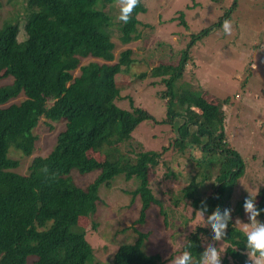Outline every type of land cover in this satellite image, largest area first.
I'll return each mask as SVG.
<instances>
[{"label":"trees","instance_id":"16d2710c","mask_svg":"<svg viewBox=\"0 0 264 264\" xmlns=\"http://www.w3.org/2000/svg\"><path fill=\"white\" fill-rule=\"evenodd\" d=\"M236 1L213 28L230 17ZM113 5L115 0H23V13L0 27V78L12 80L0 87V264H93V247L78 221L83 217L91 220L96 212L99 186H109L117 175L127 180L135 177L140 184L133 195H139L142 202L136 224H143L152 205H157L162 215L160 199L152 193L149 177L168 150L177 155L191 152L193 144L198 145L203 153L196 163L198 169L218 158L219 171L212 191L206 193V189L195 197L193 192L206 179L197 181L194 175L181 195L187 203L194 200L189 204L195 211L204 202L205 218L217 207L221 211L229 208V196L245 164L226 141L224 120L217 119L218 110L228 101L214 103L207 101L203 91L175 90L188 63L186 50L176 66L160 64L150 72L152 78H161L165 87L160 94L167 110L164 120L156 122L131 98L130 109L118 106L123 97L116 77L130 68L132 51L124 50L115 61L112 37L117 32L122 45L138 40L137 16L146 13V6L140 0L127 24H115L113 16L106 12ZM211 29L201 31L192 41ZM84 60L88 62L82 64ZM21 96L23 100L13 103ZM42 118L50 123L63 122V130L49 154L32 158L28 174H19L10 151L32 155L37 139L34 130ZM176 119L182 120L176 127L177 136L160 152L142 150L134 160L97 161L87 156L90 150L107 153L111 149L116 155L118 145L141 123L174 128ZM191 128H195L193 133ZM45 166L47 175L42 171ZM73 169L101 173L93 184L81 189L69 177ZM53 174L55 179H49ZM257 197V208L264 209V190ZM245 199L237 205L239 216ZM232 217L222 240L225 251L221 264H248L245 237L234 226ZM257 219L264 222V212ZM145 238L139 234L134 244L119 247L112 264H159L158 255L144 253ZM207 240H212L211 229L197 227L187 236L182 251L187 248L198 258ZM190 243L193 246L189 248Z\"/></svg>","mask_w":264,"mask_h":264},{"label":"rangeland","instance_id":"374dc122","mask_svg":"<svg viewBox=\"0 0 264 264\" xmlns=\"http://www.w3.org/2000/svg\"><path fill=\"white\" fill-rule=\"evenodd\" d=\"M233 1L144 0L146 13L137 16L139 39L122 45L115 32L112 41L115 61L124 50L132 51L130 68L116 77L123 97L118 106L130 109L128 98H131L135 106L148 112L156 122L164 120L167 110L160 94L165 87L161 78H152L150 72L160 64L176 66L186 50L188 63L181 79L175 83V90L188 88L203 91L207 101L214 103L228 101L218 110L217 119L224 120L226 141L245 164L244 172L227 203L232 209L234 226L241 229L236 220L247 223L248 219L243 207L239 216L238 203L249 194L255 196L257 189L258 192L264 190V0H237L236 8L227 19L232 23L231 35H225L222 25L213 27L232 7ZM22 6L23 0H0V27L5 21H14L23 13ZM106 12L113 16L115 24L120 22L116 19V4ZM207 29L211 31L192 41L194 36ZM19 40H22L21 35ZM87 62L84 60L82 64ZM143 74L146 76L139 79ZM11 81L10 77H1L0 87ZM21 100L22 96L13 103ZM181 123V119H176L175 127L170 128L168 125L143 122L126 141L118 145L116 155L111 149V152L104 154L90 150L87 156L97 161L107 158L110 161L134 160L142 150L160 152L162 147L169 146L170 141L176 138V127ZM63 127V122L50 123L42 118L34 130L37 139L32 155L27 157L23 153L10 151V158L18 163L15 171L27 175L31 159L47 156ZM194 131L195 128H191V133ZM119 156L125 158H117ZM202 157L203 153L196 144H193L191 152L176 155L171 150L166 151L160 165L150 172L149 177L152 193L160 199L162 215L159 207L152 205L146 212L143 224H136L142 207L141 197L133 195L140 184L139 179L133 177L127 180L123 175H117L110 180L109 186L100 185L96 212L91 220L83 217L78 221L86 230V239L93 247V264H112L118 248L134 244L139 234L146 235L144 253L158 255L159 264H170L174 257L180 255L187 236L199 227L196 226V211L190 205L194 204V200L188 203L184 201L181 190L196 175L197 181L203 177L206 181L198 184L193 195L198 197L206 189V193H210L219 171L218 158L214 157L209 166L196 168V163ZM100 173V170L80 173L73 169L69 177L77 187L86 189L98 179ZM257 196L256 204L259 200ZM94 224L97 225L95 230ZM207 241L205 247L214 244L225 251L222 241Z\"/></svg>","mask_w":264,"mask_h":264},{"label":"clouds","instance_id":"9594fccd","mask_svg":"<svg viewBox=\"0 0 264 264\" xmlns=\"http://www.w3.org/2000/svg\"><path fill=\"white\" fill-rule=\"evenodd\" d=\"M140 0H115L118 7V15L116 19L124 24L130 21L134 10L138 7ZM222 30L225 35H231L232 23L230 20H224ZM42 171L47 175L48 169L45 166ZM55 179V175L48 177ZM258 194L256 190L255 196L250 195L243 202V211L247 216L248 222L242 223L239 219L236 224L241 225V231L245 237L244 245L248 257V264H264V223H261L257 217L264 212V209H258L255 202V197ZM207 212V205L202 202L200 209L196 210L195 215L198 217L196 226L209 227L212 232L213 241H222L225 237L229 222L231 220L232 209L225 208L223 211L217 207L210 215ZM190 243L188 247H192ZM224 251L222 247L217 248L214 244H208L204 251L194 258L192 253L187 248L178 256L174 257L170 264H221V253Z\"/></svg>","mask_w":264,"mask_h":264}]
</instances>
